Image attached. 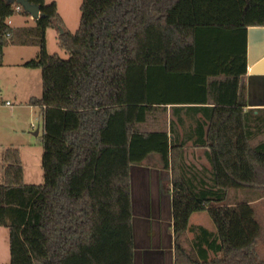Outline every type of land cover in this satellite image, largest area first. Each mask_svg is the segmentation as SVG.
Returning <instances> with one entry per match:
<instances>
[{"label":"trees","instance_id":"trees-1","mask_svg":"<svg viewBox=\"0 0 264 264\" xmlns=\"http://www.w3.org/2000/svg\"><path fill=\"white\" fill-rule=\"evenodd\" d=\"M26 1L40 18L12 28L10 17L30 15L0 0V66L9 45L39 49L24 67L41 71L28 105L42 119L43 182L25 184L19 150H4L9 264H133L130 168L153 155L172 173L175 264H264L251 206L264 190V142L250 143L264 114L245 110L244 82L247 29L264 27V0H81L75 33L55 2ZM50 29L67 59L47 52ZM189 146L205 149L207 188L185 179ZM232 190L246 191L240 203H226ZM201 212L215 228L200 239L212 259L181 245Z\"/></svg>","mask_w":264,"mask_h":264},{"label":"crops","instance_id":"crops-1","mask_svg":"<svg viewBox=\"0 0 264 264\" xmlns=\"http://www.w3.org/2000/svg\"><path fill=\"white\" fill-rule=\"evenodd\" d=\"M52 2L56 3L58 14L64 22L66 29L71 33H75L79 27L81 17V13L80 17H78L77 14L78 7H74L75 9H73L72 7L69 11H62L59 7L58 0H51L48 3L45 0L46 4H50ZM7 24L12 28L32 27L35 25V20H33L30 16L28 17L22 15L20 20L15 22L13 21L11 23L7 22ZM51 30H55V34H52V38L56 41V45L57 38L61 34V32L57 29L48 30L46 32V46L47 38L49 37L50 33H54V31ZM15 47H18L20 50L16 53L15 51L13 52L17 57H15V59L12 61H7L5 53L6 47L4 48L3 63L0 67L7 66L9 73L17 72L19 73V75H21L22 72L20 69H26L24 67V64L36 58L39 49L35 46ZM2 74L0 73V77L2 76ZM22 75L25 76L26 74L23 73ZM244 82L246 90L245 110L253 112L254 115L264 114V27H249L247 29L246 74L244 76ZM38 93L39 92L37 90L32 91L29 89L26 92L24 102L21 101L17 104L12 103V107L8 109L13 110L17 107V110L20 111L24 110L25 107H29L28 110L31 113L32 110H34V108L36 107L28 105V102L33 98L39 99L40 97L38 98ZM0 94L3 97L1 87ZM13 95L14 98L17 99V94L14 93ZM28 98H30V100H28ZM1 109L7 108L3 107ZM36 131H38V129ZM262 134L263 133L259 135ZM256 137H258V135ZM253 139L250 141L251 145H253ZM258 144L253 146H257ZM12 147L16 148L14 146ZM198 149H200L201 151L203 150L204 158L207 161L205 149L193 148V150ZM22 168L24 175V183L28 185H39L37 181H27V174L23 164ZM1 169L3 173V166H1ZM186 169L187 175L185 176V179L189 180V186L190 181L192 182L191 185L195 186L197 189H200L201 187L207 188L211 186V168L208 161L207 165L201 166H198L195 161L192 162V164L187 162ZM200 169L201 171H199ZM130 184L132 234L134 245L133 264H175L171 171L163 169L159 157L153 155L149 157L148 160L144 163L131 166ZM242 192L246 191L232 190L229 191L228 194ZM207 217L208 215L205 212L193 214L189 220V229L187 230L185 236L182 238L181 242V245L189 253L191 252L193 255H195V257L199 259L200 257H202V255H206L209 259L215 257L214 253L208 248V246L201 241L203 238H207L206 233L215 234V228L213 224H208L207 219H209V217ZM209 223H212L211 220ZM212 240L213 238H210V241Z\"/></svg>","mask_w":264,"mask_h":264},{"label":"rangeland","instance_id":"rangeland-1","mask_svg":"<svg viewBox=\"0 0 264 264\" xmlns=\"http://www.w3.org/2000/svg\"><path fill=\"white\" fill-rule=\"evenodd\" d=\"M51 0H46L50 2ZM59 7L62 11L75 9L78 7L77 14L80 17V0H58ZM22 17L21 14H15L10 17L7 22H15L20 20ZM12 19V21H11ZM32 23V22H31ZM50 33L47 38V52L50 55L58 54L60 58L67 59V54L60 50L56 45V41L52 38ZM20 49L15 46H8L5 48L6 59L7 61H12L17 57L13 52H18ZM26 68V67H25ZM15 70V69H13ZM23 76L19 73H9L7 66L0 67V87L2 89V94L4 100L11 103H20L24 102L26 97V92L30 89L32 91L37 90L38 98L42 95V82H41V71L38 69H20ZM16 74V75H15ZM31 86V87H30ZM14 93L17 94V99L14 98ZM30 100V98H28ZM27 100V101H28ZM26 101V103H27ZM0 107V183H3V173L1 166L2 164V153L5 149L9 147H16L19 149V152L22 157V164L26 171V180L27 181H37L38 184L43 182V172L41 167L42 161V146H41V137L43 135L42 119L39 108H34L30 113L28 108L25 107L24 110H17V107L13 110L10 109H1ZM38 129V135L35 136L34 133ZM264 141V133L258 135L253 139V145H256ZM191 163L195 161L198 166L207 165V161L204 158L203 150H193L192 147H188L184 151L183 163L187 166V162ZM201 171V169L199 170ZM35 184V183H34ZM264 189V187H262ZM262 197L258 200L253 201L252 208L255 213V219L259 223L261 228V233L257 245V252L261 263H264V190H262ZM242 200V194L238 193H229L228 204L240 203ZM208 218V217H207ZM208 224L210 220L207 219ZM212 226V225H209ZM10 262V253H9V232L6 228H0V264H9Z\"/></svg>","mask_w":264,"mask_h":264},{"label":"water","instance_id":"water-1","mask_svg":"<svg viewBox=\"0 0 264 264\" xmlns=\"http://www.w3.org/2000/svg\"><path fill=\"white\" fill-rule=\"evenodd\" d=\"M6 1L10 4L19 5L23 9V11L29 14L30 17L35 21L38 20L41 16L39 8L37 6L30 5L26 0H6ZM37 133L38 131H36L34 135L36 136Z\"/></svg>","mask_w":264,"mask_h":264},{"label":"built area","instance_id":"built-area-1","mask_svg":"<svg viewBox=\"0 0 264 264\" xmlns=\"http://www.w3.org/2000/svg\"><path fill=\"white\" fill-rule=\"evenodd\" d=\"M14 5V4H13ZM22 8L19 5L13 6V10L17 13L21 10ZM0 107H6L10 108L12 107V103L9 101H6L3 99L2 95L0 94Z\"/></svg>","mask_w":264,"mask_h":264}]
</instances>
